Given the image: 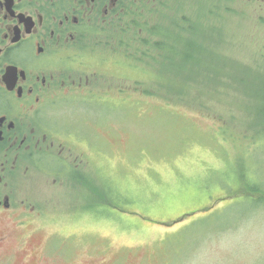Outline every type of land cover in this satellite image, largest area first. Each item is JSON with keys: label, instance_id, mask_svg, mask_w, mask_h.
<instances>
[{"label": "rangeland", "instance_id": "374dc122", "mask_svg": "<svg viewBox=\"0 0 264 264\" xmlns=\"http://www.w3.org/2000/svg\"><path fill=\"white\" fill-rule=\"evenodd\" d=\"M162 6L158 18L165 23L175 14L184 37L186 21L204 25L197 30L210 47L199 53L203 58L186 43L185 55L181 45L169 54L172 63L166 49L162 59H150L154 48L146 42L156 36L148 38L144 24L157 20L148 9L133 13L134 40L144 45L133 44L132 56L148 59L129 64L132 90L112 88L90 105L93 112L72 113L75 123L68 122L89 140L116 207H95L71 225L108 231L70 246L67 232L43 224L34 252L21 249L14 264L47 257L46 234L60 235L49 243L63 246L57 255L66 264H264V205L252 206L245 187L264 188V131L256 134L261 126L254 123L257 108L264 110V0H163ZM210 50L241 66L253 85L227 77L231 66ZM122 74L114 82L125 87ZM48 213L49 224L69 229L61 211Z\"/></svg>", "mask_w": 264, "mask_h": 264}, {"label": "flooded vegetation", "instance_id": "af4514ba", "mask_svg": "<svg viewBox=\"0 0 264 264\" xmlns=\"http://www.w3.org/2000/svg\"><path fill=\"white\" fill-rule=\"evenodd\" d=\"M162 5L163 0H0V264H14L10 259L23 248L22 254L34 252L33 239L45 225L67 232L71 243L108 231L71 225L95 207H116L113 192L100 183L89 140L68 122L75 123L72 113L93 112L90 105L99 103L100 94L132 90L129 64H147V57L132 56L133 44L140 47L143 40H134L131 18L148 9L157 20L144 24L148 38L156 36L146 42L154 48L165 26L158 18ZM121 72L125 87L114 82ZM49 209L61 211L69 229L49 224ZM43 236L47 257L38 258L39 264H66V256L57 255L63 246L49 243L60 235Z\"/></svg>", "mask_w": 264, "mask_h": 264}, {"label": "trees", "instance_id": "16d2710c", "mask_svg": "<svg viewBox=\"0 0 264 264\" xmlns=\"http://www.w3.org/2000/svg\"><path fill=\"white\" fill-rule=\"evenodd\" d=\"M197 16V15H196ZM175 17V14H174ZM171 17L172 19H169L167 22H165V26L164 29L162 30L163 32L161 34H159L157 41L154 42L155 46H154V51H149V57L150 59L153 58H157V59H162L163 58V51L166 49L168 51V54H164L165 55V59L167 60V63H172L173 61V57H171V55H169L170 53H172L176 47L178 45H181V47L184 50V53H182V55H185L186 50H185V45L186 43L189 45H193L195 47H197L198 52L194 53L197 54L198 56H200V58H203L201 56V54H199L200 52L204 51L205 48L210 49V47L204 45L203 39H202V35L201 33H199L197 30L199 29H204L201 22H199L198 20H192L190 19L187 22V29L189 34L188 36H182L183 33L180 30H177L180 27V23L177 21L176 18ZM167 23V25H166ZM170 29V30H169ZM171 30L174 31V33H171ZM177 30V31H175ZM205 30V29H204ZM206 34V33H204ZM207 38V37H204ZM192 50V49H191ZM212 56L217 57V58H221V56L217 53H214L213 51L210 50V52ZM189 57V59H188ZM185 60H189L191 62L192 59L190 58V55H186L184 56ZM222 59V58H221ZM186 63V62H183ZM222 66H231V71L228 72L226 75H228L227 77H230L231 79L234 80V82L238 83V84H244L247 83V80L244 78V76H242V67L239 66L238 64H236V62H228L224 59H222V64H220ZM234 67H237V69H239L240 71H237L234 69ZM244 71V70H243ZM254 79L257 81V78L255 76H253ZM263 82V80H262ZM248 85H253V83H247ZM263 87L264 88V82H263ZM180 92V91H179ZM253 97V95H251ZM256 97V96H255ZM254 97V98H255ZM264 99H262L261 101H263ZM264 107V106H262ZM261 107V108H262ZM264 109V108H263ZM259 109L257 108V111H255L254 115V123L255 125H260L261 127L257 130H255L256 134H259L261 132L264 131V110L259 111ZM253 185L256 184H249L246 183L245 187L246 189V193L248 194V198H249V203L252 206H260V205H264V188H259L258 187H254Z\"/></svg>", "mask_w": 264, "mask_h": 264}]
</instances>
